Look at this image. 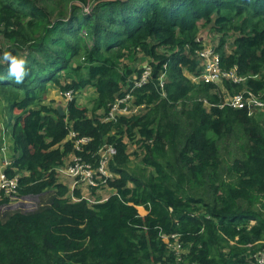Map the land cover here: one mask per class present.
Segmentation results:
<instances>
[{
	"label": "trees",
	"instance_id": "16d2710c",
	"mask_svg": "<svg viewBox=\"0 0 264 264\" xmlns=\"http://www.w3.org/2000/svg\"><path fill=\"white\" fill-rule=\"evenodd\" d=\"M206 47L241 81L191 82ZM4 51L28 60L22 84L0 60L4 173L16 198H46L0 212V264H254L264 247V120L254 110L264 106L224 100H264V0H0ZM144 65L151 75L132 89ZM49 83L71 94L63 114L43 97ZM86 89L95 96L81 107ZM130 90L138 110L104 120ZM104 159L114 174L105 180ZM76 160L94 185L61 178Z\"/></svg>",
	"mask_w": 264,
	"mask_h": 264
},
{
	"label": "built area",
	"instance_id": "2783aa9c",
	"mask_svg": "<svg viewBox=\"0 0 264 264\" xmlns=\"http://www.w3.org/2000/svg\"><path fill=\"white\" fill-rule=\"evenodd\" d=\"M199 60L201 62V71L199 74H190L189 79L191 82L194 83H219L223 80H231L233 82L241 81L240 78L235 76L232 71H224L220 68V56L217 52H215L213 47H206L199 52ZM141 74L135 78L133 82L132 89L135 87H140L144 85L147 81L149 76L151 75V68L147 65L142 66ZM131 89V90H132ZM130 92L125 93L123 96H120L115 99L113 104L111 105L110 112L106 116L104 120H111L117 115L120 114H129L138 110V107H131L132 102V94ZM64 96L67 99H70L71 94L70 92H65ZM224 105H229L233 108H244L247 107L249 110L260 108L264 106V100L258 99L254 96L251 92L242 91L240 93H235L229 95L224 100ZM3 151L4 147H0ZM114 150L111 147H106L104 149V154H111ZM10 164V159L8 157L2 158V163L0 165V200L3 197L9 198L11 201H18L20 198H16L14 195L16 194V187H17V180L16 178L8 177L4 173L5 167ZM98 174L105 178L113 177L114 174L106 169L105 166V159L102 160L100 166L97 170ZM59 173H66L69 176L77 177L79 180L86 182L90 185H94L93 182V175L95 173L94 170L90 168L88 165H83L76 160L71 165L66 166L65 168H59ZM29 199V198H25ZM175 236L172 235L171 238ZM251 262L254 264H264V247L260 248L259 250L255 251L251 255Z\"/></svg>",
	"mask_w": 264,
	"mask_h": 264
},
{
	"label": "rangeland",
	"instance_id": "374dc122",
	"mask_svg": "<svg viewBox=\"0 0 264 264\" xmlns=\"http://www.w3.org/2000/svg\"><path fill=\"white\" fill-rule=\"evenodd\" d=\"M53 87H57L56 84L54 83H49L48 84V89L46 91V93L43 94V97L45 98V101L50 102L51 104L55 105L56 107L58 106H62L63 103L65 102V98L63 97V95H61L59 88L58 89H54ZM95 96V93L93 90H85L83 93H77L75 95L76 99L79 100L80 98V106H84V107H89V102L91 101V99H93V97ZM53 97V99H51ZM19 110H15L14 112H18ZM264 111V110H263ZM254 112H256V115L260 117V120H264V112L259 111V110H254ZM7 115L5 113V109L2 105H0V121H1V125H0V132H2V145L1 147H6L8 144V136H7V130L4 128L3 124H4V120H6ZM4 156H8L7 152H5V154L3 155L2 150L0 149V165L2 163V158ZM62 175V179L66 180L70 186L73 187H82L83 189H86L85 186H83V181L79 180V178L77 177H72L69 176L66 173H61ZM88 188V187H87ZM110 192V191H109ZM45 196H41L39 198L34 197V198H30V199H20L18 201H11L9 203H7L6 206H0V212L6 211V210H13V209H27V210H32L37 208L39 205H43L45 203Z\"/></svg>",
	"mask_w": 264,
	"mask_h": 264
},
{
	"label": "clouds",
	"instance_id": "9594fccd",
	"mask_svg": "<svg viewBox=\"0 0 264 264\" xmlns=\"http://www.w3.org/2000/svg\"><path fill=\"white\" fill-rule=\"evenodd\" d=\"M2 62L8 64V76L16 84H22L27 75L28 60L26 54L19 53L13 55L11 52L4 51Z\"/></svg>",
	"mask_w": 264,
	"mask_h": 264
},
{
	"label": "crops",
	"instance_id": "0c3cea01",
	"mask_svg": "<svg viewBox=\"0 0 264 264\" xmlns=\"http://www.w3.org/2000/svg\"><path fill=\"white\" fill-rule=\"evenodd\" d=\"M189 73H187V77H189ZM54 89H58L57 87H53ZM51 99H53V97L51 98ZM4 147V146H3ZM3 152V155L5 154V152H6V147H4V150L2 151ZM5 157H8V156H5Z\"/></svg>",
	"mask_w": 264,
	"mask_h": 264
},
{
	"label": "water",
	"instance_id": "95a60500",
	"mask_svg": "<svg viewBox=\"0 0 264 264\" xmlns=\"http://www.w3.org/2000/svg\"><path fill=\"white\" fill-rule=\"evenodd\" d=\"M198 39H200V38H198ZM57 110H58V112H59L60 114H63V110H62V108H61L60 106L57 107Z\"/></svg>",
	"mask_w": 264,
	"mask_h": 264
}]
</instances>
